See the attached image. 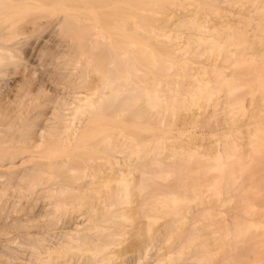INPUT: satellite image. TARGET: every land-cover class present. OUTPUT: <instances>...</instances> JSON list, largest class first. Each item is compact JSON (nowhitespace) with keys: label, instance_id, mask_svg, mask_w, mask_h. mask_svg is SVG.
<instances>
[{"label":"rangeland","instance_id":"rangeland-1","mask_svg":"<svg viewBox=\"0 0 264 264\" xmlns=\"http://www.w3.org/2000/svg\"><path fill=\"white\" fill-rule=\"evenodd\" d=\"M103 3L101 19L108 36L100 46L104 54V73L112 74L113 68L108 66L120 67L117 74L120 77L129 75L130 89L137 94L130 103L121 97L115 103L107 100L102 111L92 116L97 121H83L98 128L73 142L45 135L43 142L35 145L25 135L29 122L33 124L31 129L42 124L43 115L53 106L49 102L52 96L30 101L28 119L15 127L11 136L0 134V164L12 158L21 163L14 169L0 165V173L4 175L2 182L6 185H37L31 194L10 189L2 196L0 250L16 249L24 242L26 233L39 228V224L36 228L30 226L28 231L21 224L27 217L29 220L37 217L48 202V197L41 193L55 185L96 186L78 195H86L89 206L79 204L62 210L48 235L70 229L75 220L82 222L91 217V224L118 233L114 239L106 240L109 242L107 251L112 253L109 264H140L142 259L138 263V258L145 248L149 252L181 245L264 249V228L256 230L253 227V230L246 226L251 220L259 225L264 223V182H261L264 179V143L257 147L259 156L253 153L258 144L253 132L264 130V0H103ZM44 13L47 15L48 11L28 8L17 15L16 22L20 23L15 22L19 26L16 41L20 39L22 52L0 74V95L8 93L15 85L20 78L19 71L27 63L37 66V61L26 59L27 48L35 38L43 39L47 34L49 37L53 34L55 41L64 39V35L65 38H82V33H72L67 23L64 27L59 24L60 27L51 25L29 31ZM51 42L40 44L43 50L38 64L42 67L41 72H44L42 64L48 63L49 69L54 65ZM93 54L97 56V48ZM74 87L80 89L77 84ZM145 87L158 88L157 95L172 96V99L166 101V105L153 107L142 99ZM33 88L32 85L29 89ZM163 105L170 108L163 109ZM195 111L199 118L187 132H200L199 129L208 126L215 128L216 135H206L202 146L184 147L173 127L180 122V115ZM117 112L121 115L116 116ZM165 123L173 125L170 126L173 135H169L170 129L166 134L172 141L154 142L152 138L156 135L152 137L151 134L156 132L158 136ZM120 125L129 139H136L131 146L127 144L133 151L131 157L135 164L124 166L126 174H123L132 181L128 183V203L124 202V205L115 204L117 198L111 186L117 183L107 175H112L111 171L114 173L113 168L107 167L108 161L120 158L123 148L110 127L120 129ZM8 126L5 121H0V129L7 130ZM262 135L264 137V133ZM233 140L238 152L231 144ZM234 150L238 153L236 156ZM222 156L224 165H220ZM64 159L66 162L63 163ZM83 169L91 173L84 177ZM214 183L221 187L222 193L218 196L212 193V187H216ZM163 195L168 197L166 208L156 203ZM62 199L76 200L69 194L63 195ZM99 201L113 211L122 209L128 219L122 220L121 215L110 217ZM251 205L256 209L253 210ZM248 206H251V212L246 211ZM17 223L20 224L17 226ZM7 228L11 230H5ZM5 233L10 235L5 236ZM19 247L22 248L18 249L19 256L22 253L21 258H27L28 249L23 245ZM78 261L81 264L82 260ZM68 264L78 263L73 257Z\"/></svg>","mask_w":264,"mask_h":264},{"label":"bare ground","instance_id":"bare-ground-1","mask_svg":"<svg viewBox=\"0 0 264 264\" xmlns=\"http://www.w3.org/2000/svg\"><path fill=\"white\" fill-rule=\"evenodd\" d=\"M103 5H104L103 0H0V74H3L6 70L5 67L8 66L9 62L16 61L15 59L19 58L20 52H22L19 44L20 39L18 42L16 41L17 40L16 38L18 37L19 34L16 30L19 28V26L15 25V22L17 20L16 19L17 15L20 12L24 11L25 9L41 8L48 11L47 15L46 13H44L45 15L43 14V18L34 22V24H32L29 27V31H34L36 29L43 27L48 28L51 25H57L58 27H60L61 25L64 27L63 24L67 23L72 33L73 32L75 33L78 32V34L82 33L81 34L82 38L80 39L74 37L65 38L64 35V39L60 41H55V39L52 36L53 34L51 36L54 40L50 38L51 36L49 37V34H47L48 36L44 35L45 37L43 36L44 37L43 39L35 38L33 42H31V44L27 48L26 59L27 61L31 60V62L37 61L38 67L33 64L27 63L23 67V69L19 71L20 78L15 83V85L9 89L8 93L0 95V121H5L9 125L7 127L8 128L7 130L0 129L1 135H3L4 137L11 136L15 131V127L19 126L23 122V120L28 119L29 103L30 101H33L37 98H42V97L49 98L50 96H52L49 99V102L52 103L53 106L48 112H46V114L43 115L42 124L39 125L38 128L31 129L33 124L30 122L28 123L29 125H27L25 135H27V137L30 138V140H32L35 145H40L43 142L45 135L59 137L62 139V141L67 143L71 141L73 142L83 136L89 135L92 133V131H94L98 127L90 126L89 124H86L83 121L86 120L93 122L97 121L96 119L92 118V116L95 115L97 112L102 111V107L107 100H111V102L115 103L121 97V99L125 100L128 103H130L131 101L133 102L134 95H136L137 92L132 91L131 90L132 88L130 89L132 85V83L130 82V76L124 75L123 77H120L117 74V72L118 69L121 70V68L120 67L117 68L118 66L113 67V65L108 66V68L110 67L113 68L112 74L106 75L104 73L105 68L102 66L104 54L102 53L103 51L102 48H100V46L103 45L108 40V36L104 32V26L102 23L103 21L101 19ZM39 16L40 15L35 16V19ZM18 23L20 22L18 21ZM48 40L52 41L51 43L53 46V51L51 50L50 52H52L54 65L52 66V68L49 69L48 63L42 64L44 66L43 69L44 72H41L40 70L42 69V67H40L38 64L41 60L40 56L43 50L40 44L41 42L45 43ZM96 48H97V56L96 54L95 55L93 54V50H95ZM125 59L128 60V58ZM45 67L48 68L49 70L46 69ZM126 68H130V67L127 66ZM110 71L111 69L109 70V72ZM11 74H14V72H12ZM76 84L79 85L80 89H76L77 86L76 88L74 87V85ZM32 85L34 87L33 90L29 89L31 88ZM22 86H25V89H22ZM10 91L13 92V94H10ZM157 92H158V88H154L150 90L147 87H145L143 93L141 94L143 101H145L149 105L153 104V107H156L159 104L166 105L167 103L166 101L169 100L171 101L172 96L157 95ZM30 94L33 95L32 98L27 97ZM162 107L163 109L170 108V106L165 107L164 105ZM172 107H174V105ZM219 108L223 109V105L219 104ZM172 109L173 108H171V110ZM221 113L222 112H220V114ZM117 115H121V113L117 112L116 116ZM33 116L36 117L38 115L36 116L33 115ZM197 116H198L197 111L192 113L182 114L179 117L180 122H178L177 126L175 125L173 127L178 137L181 138L182 145L184 147L186 146L193 147L196 144L202 146L203 145L202 142L206 139L205 138L206 135H213V136L216 135L215 128H209L208 126L199 129L200 132L195 131V133H193L190 131L189 134L187 131H189V128L195 126L194 124L196 122L194 120L199 118ZM170 123L168 124L165 123L161 125L162 127L159 129L158 136L156 132L151 134L152 137L153 135L154 136L156 135L157 137V138L156 137L152 138L155 139L154 142L156 141L160 143L163 141H169V139L170 141H172L171 140L172 137L166 135L167 133L170 132L169 131L170 126H173L171 125L173 122L171 124ZM125 124L127 123H124L123 125ZM111 128L112 131H114L115 136L119 137L118 141L122 142L123 148L120 151V155H121L120 158L115 159V161L114 160L113 161L109 160L111 162L108 161L109 164L107 163L108 164L107 167H110V169L113 168L114 173H112L111 171V174L113 176L110 175L109 173L107 175H109V177H112L115 183H117V185L111 186L117 198L116 201L117 203L115 204L121 205V203H123L124 205L125 203H128V201H126L128 195V188L130 187L128 183L132 182L129 179V177L127 178V176L125 175L126 170L124 169V166L129 165V167H131L132 164H135L132 163L135 160L131 157V153L133 151L131 149L129 150L128 148L133 144V142H136L135 141L136 139H134L133 137L131 138L132 140L129 139L128 134L125 133L126 131L122 126L120 129L116 128L118 130H116L113 127H110V129ZM173 129L172 128L170 129L172 131L171 133H169V135L170 134L173 135L172 133ZM123 130L125 132H123ZM257 130L259 129H256V131L253 132L254 134L252 133L255 137H257V141H258L257 146L254 147L255 152L257 153L255 152L253 153L259 156L258 148L259 145L264 143V140H261L264 138L262 135V133H264V130L263 129L259 131ZM260 132H261V136H258L260 135ZM124 133L127 136L124 135ZM152 139L150 138V140ZM253 140L254 142L256 141L254 138ZM215 141L218 140L215 139ZM233 142L234 143H231L232 146L234 145L236 146L234 140ZM138 143L141 145V142ZM127 144L130 145L128 148H127ZM155 144L156 143H154V145ZM232 146L230 148H232ZM235 146L234 148L237 149ZM262 148L261 150H263ZM238 149L236 150L237 152ZM236 151L235 153L233 152V155L235 154V156L237 153ZM262 152H260V154ZM253 158L257 161L256 157ZM19 162L20 160L12 158L0 165L2 166L6 165L7 169L8 168L14 169L21 164ZM62 162L63 163L66 162V159L62 160ZM261 163H259V165ZM224 164H225V160L223 159L222 156V159L220 160V165H224ZM115 166H117L116 170H115ZM110 169L108 172H110ZM244 169L245 168H243V171ZM136 170H134L133 172H135ZM72 171L76 172L75 169H73ZM128 171H131L130 168ZM81 173L85 177L89 175L91 172L89 173L88 170L83 169ZM242 174L244 175V173ZM115 175H118V177ZM232 176L234 177V174ZM3 177L4 175L0 173V200L2 196L6 194L7 190L15 189V191L18 192L24 193L25 191H27V194L28 193L31 194L33 189L37 186V185H6L5 183L2 182ZM233 177H232L233 179L232 181H234ZM250 182H252V180ZM261 182L263 183L264 179ZM216 183H214L216 187H212V193L218 196L222 192L220 189L221 187L219 188V185ZM218 183H220V181ZM233 184L234 182L232 183V186ZM95 186L96 185H91V186L80 185L78 187H70L67 185L64 186L55 185V186H49L46 189H44L43 193L41 194L48 197L47 200L48 202L46 201L47 204L42 208L40 212H38L37 217L36 216L30 217V220L29 217H27L28 219L26 218L24 220L25 222L22 221L23 223L21 224L24 225L23 227L24 230H27L25 229L27 227L28 231L31 230L32 226H34L35 228L38 227V224H39V228L37 230H34V232L26 233L25 234L26 239L23 238L24 242L22 243L21 242L19 243L18 241L19 245L17 243L18 246L16 247V249H12L8 247L6 248L7 252H3L0 250V264H68L71 258L73 257L76 258L78 264H79L78 260L80 261L82 260L81 264H109L108 262L111 260L112 253L107 251V246L109 242H106V240L114 239V237H116L118 233L114 231L110 232V230L106 231L108 227H104L95 223L91 224V217L85 219L86 221L82 219L83 220L82 222H77V220H75L73 225H71L70 229L57 232L58 234L56 233L55 235L52 234L48 235V230L50 228H53L52 226L53 221L56 220V218L61 215L62 210H67L68 208H74L79 204L81 205L90 204V202L87 201L88 197H85L86 195L84 194L80 196L78 195L80 194V192L84 193L85 191H88L89 189L94 188ZM97 186H101V185H97ZM65 194L71 195L72 198L74 199L76 198V200L64 201L62 197ZM145 195L147 194H144L143 196ZM78 198L80 199L82 198V199L77 200ZM200 200H202L201 197ZM167 201H168L167 195L166 196L163 195V198L157 200L156 203L160 205L161 208H166ZM99 202L101 203L100 205L103 206L104 212H109L110 217L121 215L122 220L124 217H126L124 216L126 215V213L124 214L123 213L124 211L122 209L113 211L104 202L102 201ZM245 202H248L247 199ZM14 206L16 207V205ZM251 206L247 207L246 209L247 212L249 211L251 212L250 210ZM252 209L253 210L256 209L254 205L252 206ZM255 214L256 212L254 213V215ZM126 219L128 218L126 217ZM18 222H20V220H18ZM256 223H254V221L251 220V222L248 223L246 226L248 228L250 227L249 229H252L253 227L257 228L256 230H258L259 227L264 228V223L261 224L260 222H258L260 223V225ZM19 224L17 223V226ZM17 228L16 229L20 231L19 230L20 227ZM23 228H21V230ZM9 229L7 228L5 230H9ZM4 235L9 236L10 234L5 233ZM21 244L28 249V253H27L28 256L26 255L27 258H21V256L23 257L22 253L21 256H19L20 254L18 252V249L20 250L21 247L19 246H22ZM149 251L150 250L149 249L147 250V248L144 249V254H142L143 258H140L142 256L141 255L138 258V263L142 259V262L140 264H264V249L235 248L233 246L226 248L224 247L213 248V247H205V246L201 248H190L181 245V247L179 246L172 249L158 248L154 252H149Z\"/></svg>","mask_w":264,"mask_h":264}]
</instances>
